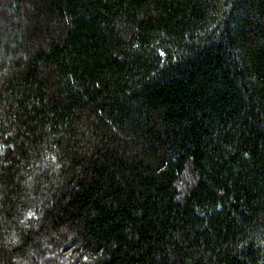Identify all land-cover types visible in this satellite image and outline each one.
<instances>
[{"label":"trees","instance_id":"trees-1","mask_svg":"<svg viewBox=\"0 0 264 264\" xmlns=\"http://www.w3.org/2000/svg\"><path fill=\"white\" fill-rule=\"evenodd\" d=\"M0 264H264V0H0Z\"/></svg>","mask_w":264,"mask_h":264}]
</instances>
